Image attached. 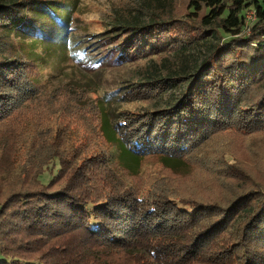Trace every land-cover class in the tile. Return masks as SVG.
Instances as JSON below:
<instances>
[{"label": "rangeland", "instance_id": "1", "mask_svg": "<svg viewBox=\"0 0 264 264\" xmlns=\"http://www.w3.org/2000/svg\"><path fill=\"white\" fill-rule=\"evenodd\" d=\"M9 1L27 6L39 0H0V6ZM75 2L64 28L44 17L38 4L27 11V22L34 25L25 29L23 38L0 29V72L12 70L0 82L5 110L0 117L1 251L51 263V256L62 248L56 239L49 240L59 249L30 234V203L21 200L67 186L69 178L64 177L57 154L78 155L77 165L96 163L89 189L95 199L125 188L143 197L159 190L215 207L234 203L237 218L244 219L245 203L256 207L258 201L253 200L264 192V124L246 128L229 120L222 128L212 127L173 167L165 164L163 154L124 158L118 137L132 146V128L139 126L138 121L146 120L151 109L173 106L188 88L185 81L207 63L217 46L232 38L230 33L218 24L204 28L203 12L194 20L190 0ZM245 14L240 36L247 37L257 17L252 11ZM140 26H146L150 35H133L132 28ZM36 29L42 33L32 35ZM159 31L167 43L152 45L151 38ZM127 42L131 47L124 48ZM185 42L189 47L181 49ZM263 95L264 78L250 85L245 103L257 109ZM44 143L57 150L43 159L39 150ZM253 248V243L233 248L245 250L237 258L239 264H246ZM0 259L5 262L3 256Z\"/></svg>", "mask_w": 264, "mask_h": 264}, {"label": "trees", "instance_id": "2", "mask_svg": "<svg viewBox=\"0 0 264 264\" xmlns=\"http://www.w3.org/2000/svg\"><path fill=\"white\" fill-rule=\"evenodd\" d=\"M46 1L27 2V6L9 1L0 6V29L10 37L23 38L25 29L34 25L27 22V11L38 4L44 9H39L44 17L58 21L62 28L67 26L75 0L63 4ZM189 10L196 21L204 13L201 16L204 28L218 24L232 38L217 46L207 63L185 81L188 88L173 106L151 109L146 120L138 121L139 126L132 128L135 131L131 133L132 146H126L118 136L123 143L124 158L163 154L165 164L173 167V163H181L180 156L187 154L199 136L212 127L222 128L229 120L246 128L264 124V95L257 109L250 108L244 97L251 84L264 78V0H190ZM246 11L255 12L257 17L247 37L240 36L246 25ZM146 29V26L134 27L131 32L148 36ZM38 33L42 30L36 29L32 35ZM165 33L167 37L168 32ZM158 34L159 38H151L152 45L167 43L160 31ZM31 43L36 42L31 40ZM122 45L131 47L130 42ZM188 47L186 42L181 44V49ZM9 71L12 70L0 72V82L8 78ZM2 103L0 99V117L5 111ZM114 135H118L116 126ZM45 140L47 143V136ZM46 145L39 150L43 159L50 155L49 151L57 150ZM60 155L54 156L63 163L64 177L69 178L67 186L54 192L21 196V200L30 203L27 210L29 226L33 227L30 234L56 239L62 248L48 263L12 255L7 250L3 253L0 247L7 264L8 259L13 261L11 264H239L237 258L245 250L239 252L233 248L252 243L254 248L246 264H264V192L253 200L258 201L256 207L245 203L247 215L243 213L246 217L240 220L234 203L215 207L187 202L159 190L143 197L125 188L118 194L95 199L89 189L95 181L91 170L96 163L89 160L77 165L78 155ZM51 243L53 247L55 243ZM55 245L60 248L59 244ZM5 262L0 259V264Z\"/></svg>", "mask_w": 264, "mask_h": 264}]
</instances>
